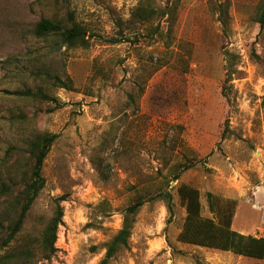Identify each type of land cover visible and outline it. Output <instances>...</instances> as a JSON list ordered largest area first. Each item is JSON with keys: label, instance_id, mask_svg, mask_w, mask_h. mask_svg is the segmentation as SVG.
<instances>
[{"label": "rangeland", "instance_id": "obj_1", "mask_svg": "<svg viewBox=\"0 0 264 264\" xmlns=\"http://www.w3.org/2000/svg\"><path fill=\"white\" fill-rule=\"evenodd\" d=\"M220 4L229 6L226 27ZM261 5L264 0H0V185H12L16 205L32 139L58 135L44 162L45 187L0 256L17 253L27 234L38 237L55 199L66 197L56 252L34 264H98L126 206L139 194L164 191L173 211L162 199L146 202L129 247L109 264H264L178 240L186 217L181 185L199 191L204 217L220 222L233 213L232 229L264 237ZM43 18L79 25L84 47L37 38ZM49 73L68 89L55 86ZM40 88L60 108L6 94ZM184 162L196 165L174 180Z\"/></svg>", "mask_w": 264, "mask_h": 264}, {"label": "trees", "instance_id": "obj_2", "mask_svg": "<svg viewBox=\"0 0 264 264\" xmlns=\"http://www.w3.org/2000/svg\"><path fill=\"white\" fill-rule=\"evenodd\" d=\"M149 13V9L141 8ZM219 11V20L222 24H227L229 18V6L220 4L217 7ZM156 13L157 10L153 9ZM168 12L163 9V15ZM152 16V15H150ZM144 17L145 16H141ZM259 23L264 27V5L260 7ZM34 35L37 38L48 40L49 37L56 38V44L62 48L72 49L75 47H84L86 34L83 28L77 24L67 26L62 21L52 19H41L34 28ZM53 81L55 86L68 89V83L57 75L47 74ZM6 94L16 96L20 99L41 100L54 102L56 108H60L59 99L49 95L44 89L37 91L16 90L7 91ZM51 109L49 112H53ZM58 135L55 133H42L34 136L30 143V170L28 180L23 189L18 194V205L15 204L10 183L3 182L0 185V199L4 200L0 211V248H7L12 244L24 228L26 218L31 210L34 202L38 198L40 192L44 189L46 180L42 174L44 162L55 143ZM191 160V159H189ZM193 161V160H191ZM195 162H184L177 165V172L173 176L174 180H178L181 174L195 167ZM179 196L186 207V217L183 229L178 235V240L182 243L192 244L204 248L214 250L232 252L235 255L254 258L258 260L264 259V237H256L252 235L242 234L232 229L233 213H223L220 222L206 218L202 215V204L200 193L196 188L181 185L178 189ZM17 195V194H16ZM212 194H209V203L211 211L213 210L211 203ZM162 199L166 202L170 212L173 211L172 197L164 191L145 192L136 196L133 201L126 206L123 213V220L120 230L105 245V256L98 264H109L117 253L129 247V241L136 223V218L146 202ZM66 197L55 199V210L52 218L46 222L38 237L27 234L22 247L17 249V253H9L0 256V264H34L38 256L49 259L56 252V242L58 239V229L63 222L64 209L62 202ZM107 202H103L100 207L106 206ZM16 208L18 211L16 212ZM223 211H221L222 213Z\"/></svg>", "mask_w": 264, "mask_h": 264}]
</instances>
